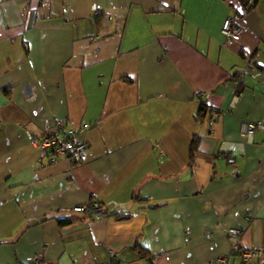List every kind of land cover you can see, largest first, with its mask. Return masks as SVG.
Masks as SVG:
<instances>
[{"label": "crops", "instance_id": "obj_1", "mask_svg": "<svg viewBox=\"0 0 264 264\" xmlns=\"http://www.w3.org/2000/svg\"><path fill=\"white\" fill-rule=\"evenodd\" d=\"M58 120L88 147L38 168L26 132ZM246 120L264 125V0H0V264H209L229 229L262 253L227 264H264V128L244 138ZM93 202L107 212L71 211Z\"/></svg>", "mask_w": 264, "mask_h": 264}, {"label": "built area", "instance_id": "obj_2", "mask_svg": "<svg viewBox=\"0 0 264 264\" xmlns=\"http://www.w3.org/2000/svg\"><path fill=\"white\" fill-rule=\"evenodd\" d=\"M44 3L49 0H41ZM241 28L234 24L231 17H226L221 26V34L226 42L238 41L241 36ZM210 114L209 122H219L222 116V111L217 108H206ZM230 112V111H228ZM264 125L260 121L246 120L242 123L240 135L244 138L252 137L256 131L263 129ZM82 129H87L83 126ZM76 131L68 128L63 120H58L54 128L40 136H34L31 132H26V137L34 145L41 150V159L38 161V168L46 165H54L62 158L69 160L81 159L87 149V143L78 140ZM74 213H81L85 215H93L99 213H106L107 208L97 202L86 203L74 206L71 208ZM227 238L231 245V250L223 255L217 256L209 260V264H227L229 258L233 253H237L242 261H247L252 258L260 256L262 250L240 249L241 231L238 229H229L227 231ZM115 252L108 249L106 252V259L98 264H114ZM34 264H41L42 255L37 254L33 259Z\"/></svg>", "mask_w": 264, "mask_h": 264}, {"label": "trees", "instance_id": "obj_3", "mask_svg": "<svg viewBox=\"0 0 264 264\" xmlns=\"http://www.w3.org/2000/svg\"><path fill=\"white\" fill-rule=\"evenodd\" d=\"M239 77H240V72L235 71V72L232 73L230 80H238ZM237 88H239V87L237 86ZM203 110H204V106H203V104H201L200 107H199V109H198V115H200L201 112H203ZM194 148H195V140H192V142L190 144V148H189L190 156H192L193 151H194ZM59 223L60 224H66V223H68V221L62 220ZM135 247H138V245L135 246Z\"/></svg>", "mask_w": 264, "mask_h": 264}]
</instances>
